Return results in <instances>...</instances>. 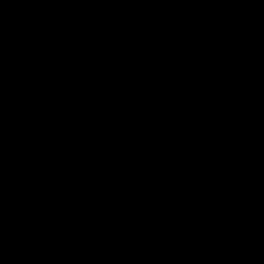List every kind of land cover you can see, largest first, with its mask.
<instances>
[{"label":"water","instance_id":"obj_1","mask_svg":"<svg viewBox=\"0 0 264 264\" xmlns=\"http://www.w3.org/2000/svg\"><path fill=\"white\" fill-rule=\"evenodd\" d=\"M0 264H264V0H0Z\"/></svg>","mask_w":264,"mask_h":264}]
</instances>
